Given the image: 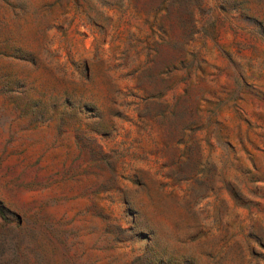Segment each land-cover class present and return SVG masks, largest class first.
I'll return each instance as SVG.
<instances>
[{"label":"rangeland","instance_id":"rangeland-1","mask_svg":"<svg viewBox=\"0 0 264 264\" xmlns=\"http://www.w3.org/2000/svg\"><path fill=\"white\" fill-rule=\"evenodd\" d=\"M0 264H264V0H0Z\"/></svg>","mask_w":264,"mask_h":264}]
</instances>
